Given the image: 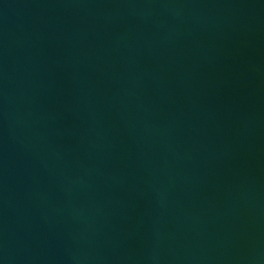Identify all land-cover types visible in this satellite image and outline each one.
<instances>
[{
    "label": "water",
    "instance_id": "water-1",
    "mask_svg": "<svg viewBox=\"0 0 264 264\" xmlns=\"http://www.w3.org/2000/svg\"><path fill=\"white\" fill-rule=\"evenodd\" d=\"M0 264H264V0H0Z\"/></svg>",
    "mask_w": 264,
    "mask_h": 264
}]
</instances>
